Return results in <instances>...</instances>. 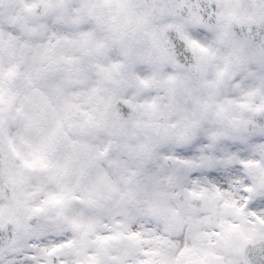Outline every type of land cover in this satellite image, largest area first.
<instances>
[{"label": "snow or ice", "instance_id": "1", "mask_svg": "<svg viewBox=\"0 0 264 264\" xmlns=\"http://www.w3.org/2000/svg\"><path fill=\"white\" fill-rule=\"evenodd\" d=\"M0 264H264V0H0Z\"/></svg>", "mask_w": 264, "mask_h": 264}]
</instances>
